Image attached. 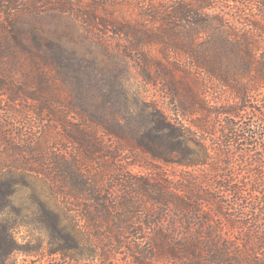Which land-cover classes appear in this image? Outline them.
Masks as SVG:
<instances>
[{
  "label": "trees",
  "instance_id": "16d2710c",
  "mask_svg": "<svg viewBox=\"0 0 264 264\" xmlns=\"http://www.w3.org/2000/svg\"><path fill=\"white\" fill-rule=\"evenodd\" d=\"M120 1L0 0V95L38 101L37 111L63 129L67 142L96 154L92 161L109 155L104 137H114L180 167L172 174L157 166L143 174L122 165L92 169L79 152L70 157L59 147L46 176L53 200L46 205L38 197L48 231L94 251L133 242L135 264H264V133L255 121L239 120L264 88V0H244L237 12L222 0H159L151 20L160 31L151 37L189 63L169 83L175 116L138 95L131 100L125 73L86 45L94 41L123 60L115 35L135 38L137 47L150 40L138 21L95 10ZM70 16L75 25L63 20ZM12 69L27 74L23 84L10 77ZM210 78L235 104H210ZM130 106L139 113L133 134L125 128ZM23 181L0 168V264L17 249L6 213Z\"/></svg>",
  "mask_w": 264,
  "mask_h": 264
},
{
  "label": "rangeland",
  "instance_id": "374dc122",
  "mask_svg": "<svg viewBox=\"0 0 264 264\" xmlns=\"http://www.w3.org/2000/svg\"><path fill=\"white\" fill-rule=\"evenodd\" d=\"M163 1L165 3L168 0ZM158 2L159 0H122L120 4L111 6L108 11L102 7L95 9L99 14L112 12V15L125 16L133 21L134 26L138 21V28L142 32L149 33L150 40L139 44L138 47L135 38L121 35L113 37L116 46L126 53L123 60L111 58L106 54L103 46L94 41L87 40L86 45L99 59L104 58L112 71L125 73L124 83L131 95V100L138 95L147 103L156 105L165 114L175 116L177 105L175 99L170 96L169 83L174 77L180 78L187 70L189 63L184 53L176 52L168 47L166 42L151 37L155 35L153 31H160V26L152 25L151 20V14L154 13ZM219 4L237 12L243 6L244 0H222ZM63 20L72 25H75L74 21L76 22L71 16ZM54 21L52 20V24ZM9 75L18 85L23 84L27 78L26 73L15 69H12ZM111 82L115 85V82ZM207 85L208 97L213 107H218L227 99L235 104L236 100L233 99L229 89L219 84L218 79H208ZM248 105L251 106L241 111L245 118L237 119L240 122L255 121L256 127L264 133V88L255 91ZM37 106L36 100L13 101L6 95H0V168L4 169L7 176L13 175L16 179L19 177L25 179L14 186L13 205L6 213L8 220L14 223L11 232L17 243V249L4 264H135L130 255L132 253L130 248L133 245V242H130L132 237L130 234L126 236L129 244L103 247L98 245L94 251L84 244L82 247L69 246L72 242L64 238H56L48 231L47 222L40 207L42 201L50 205L49 202L53 200L52 190L55 185L50 183L46 176L54 150L61 147L70 157L79 152L92 169L101 167L114 169L115 166L122 165L132 167L136 173L143 174L150 166H157L168 169L172 174L180 167L173 163L165 164L163 161L150 159L143 153L141 147L114 137H104L109 155H105L98 161H92L90 157L96 154L83 150L77 144L67 142L63 129L52 121L50 116L40 114ZM132 107L130 106V125L125 128L133 134L138 130L134 127L137 126L139 113ZM261 111L263 112L260 113ZM199 118L197 114L192 116L194 120ZM85 127L91 129L90 126ZM99 136L98 134L97 137ZM211 138L217 137L211 136ZM259 147L262 151L263 140L260 141ZM83 207L81 202L77 209L80 210ZM82 223L81 220L79 227L75 228L76 231L83 229Z\"/></svg>",
  "mask_w": 264,
  "mask_h": 264
}]
</instances>
